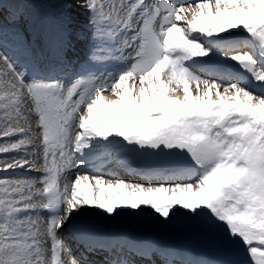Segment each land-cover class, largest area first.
Wrapping results in <instances>:
<instances>
[{
	"label": "snow or ice",
	"instance_id": "6c2138e0",
	"mask_svg": "<svg viewBox=\"0 0 264 264\" xmlns=\"http://www.w3.org/2000/svg\"><path fill=\"white\" fill-rule=\"evenodd\" d=\"M80 6L92 40L102 42L89 60H115L117 69L65 85L57 68L45 76L33 67L29 79L28 66L0 50V172L39 174L0 178V264H80L66 258L62 232L88 251L110 250L111 238L84 218L90 209L111 219L150 215L200 233L218 252L192 258L186 249L139 246L148 259L156 252L164 264H264V0ZM26 16L22 3L8 10L13 24ZM121 152L163 154L169 174L130 183L95 164ZM240 249L247 260L231 259ZM106 264L134 262L116 256Z\"/></svg>",
	"mask_w": 264,
	"mask_h": 264
},
{
	"label": "rangeland",
	"instance_id": "374dc122",
	"mask_svg": "<svg viewBox=\"0 0 264 264\" xmlns=\"http://www.w3.org/2000/svg\"><path fill=\"white\" fill-rule=\"evenodd\" d=\"M10 1L13 2V4H15V3H22L24 5L30 4L35 9H38V10H40V9L37 8V6H39V7L43 6L44 10H45L46 18L48 16H50V17H52V19L58 20L59 23L62 20L73 21V23H75L74 24L75 26L73 28L75 30H79V32L81 34V39H80L81 43L85 42V44L87 45L88 41L92 40V33L94 30V26L89 23L90 13L86 8L80 6L82 3H84V0H10ZM192 6H194V5H192ZM38 14H39V12H38ZM84 24L87 25V27ZM2 26L7 27V25L6 26L2 25ZM22 26H25V25H22ZM85 28H86V31L84 30ZM86 33H88V35H89L87 38H86ZM77 39L78 38H76V40ZM76 40H75V42H76ZM24 41L25 40L23 38L18 39L15 41L14 44L17 46L20 45L25 50H28V47ZM0 43L2 44L1 40H0ZM94 44H95V41L92 40V44H90L88 46V49H85V51H82V53L84 52V54H86L89 57L90 49L93 47ZM221 60H224V59L221 58ZM99 73H104V68H100ZM205 78H208V77H205ZM68 81L71 82L70 80H68ZM68 81L62 80L61 82L64 83L65 85H67ZM201 87L203 88V85H201ZM192 90L195 93V90H196L195 84L192 87ZM221 91H223V87H221ZM180 94L182 95V92ZM105 95H108V93L106 92ZM107 157L108 156H105L102 158L104 159ZM155 157L156 158H154V161L156 159H158L159 163H164V164L167 163V159L163 154H161L159 156H155ZM147 158H148V156H147ZM154 161H152V159H151L150 163L154 164L155 163ZM147 169H149L148 166H147ZM17 172H22L24 174H21V173L16 174ZM17 172L16 173H12V172L3 173V172H1L0 178L5 177V176H21V175L25 176V177H38V175H39L38 173L28 172V171H24V170L23 171L17 170ZM25 172H26V174H25ZM121 179H125L126 181H128L130 183H145V184L148 183V182H144V181H140V180L134 181V180H130L127 178H121ZM93 210L94 211L96 210V211L94 212ZM97 210L98 209L88 210V212L85 213L84 218L87 219V217L90 214L98 212ZM40 215L42 217H44L45 219H47L49 214L47 212H42ZM101 216L105 218L104 222H105V225H107V227L108 226L109 227L114 226L113 224H111V221L113 223V219L111 220L107 215H104V214H102ZM129 216L131 219H133V217H134L136 220H131L129 218ZM106 219H107V221H106ZM128 219H130V220H128ZM152 220H153L152 217L150 215H147V214H142V215H139L137 217L134 215L133 216L128 215V216L124 217L123 219L117 221L116 224L121 223V224H123V226L128 225L127 227H129V226L132 227L133 230H135V232H139V230H141L142 234H144V235H151V234L157 235V236H159V238L161 240L163 239V240L167 241L169 244H180L181 245L183 243H187L188 245H190L194 248H202V250H204L205 253L209 256L218 257V252H217L216 248H214L212 246V244L200 233L195 232V231L184 230V229H180V228H176V227L159 226L158 224H155V222ZM109 223H110V225H108ZM137 228H139V229H137ZM136 229H137V231H136ZM125 230L131 231V229H125ZM60 235H61L63 241L64 240L66 241V239H69L71 235H72L71 237H74L75 233H73V232H62V233H60ZM65 235H67L68 238L64 239ZM65 256L68 259L67 253H65ZM230 258L235 260V261H238V262H243V261L247 260V255L242 249H240V250H237L236 252H234Z\"/></svg>",
	"mask_w": 264,
	"mask_h": 264
},
{
	"label": "bare ground",
	"instance_id": "6f19581e",
	"mask_svg": "<svg viewBox=\"0 0 264 264\" xmlns=\"http://www.w3.org/2000/svg\"><path fill=\"white\" fill-rule=\"evenodd\" d=\"M149 1H151V0H146V2H149ZM194 4H196L195 2L192 4V5H194ZM189 5V4H188ZM79 15V14H78ZM0 26H2L1 24H0ZM53 27H54V25H52ZM63 28L65 27V25H63L62 26ZM2 28L5 30V35H11L12 37H15L16 39L19 37V38H21L22 37V34L20 33V31H18V32H15V33H10V29H8V28H6V27H4V26H2ZM5 35H0V36H4V37H6ZM8 37H6V39H7ZM9 39V38H8ZM7 39V40H8ZM16 39H10V41H12V40H16ZM9 41V40H8ZM0 50H4V51H6L5 50V48H4V46H2V44L0 43ZM7 52V51H6ZM8 54V53H7ZM30 67V66H29ZM228 70V69H227ZM194 86V84H192V86L191 87H193ZM127 154L128 153H126V152H121V153H117V159H118V161L119 162H122V163H124V162H126V160H127ZM105 157V156H104ZM149 157V156H148ZM154 162H156V160L154 161ZM95 164H96V162H95ZM150 164V163H149ZM166 164V163H165ZM154 165V164H153ZM155 166V165H154ZM130 169V168H129ZM149 169H150V167H149ZM145 170V169H144ZM24 171H27V170H24ZM137 172H139V171H141V170H136ZM145 172H147L148 173V171H145ZM152 172H154V171H152ZM1 173V172H0ZM149 173H151V172H149ZM156 173V172H155ZM22 174H24V173H22ZM25 174H26V172H25ZM83 174V173H82ZM151 174H154V173H151ZM154 175H157V174H154ZM74 176L75 175H73V176H70L69 175V177H72V178H74ZM94 211V210H93ZM96 211V210H95ZM94 211V212H95ZM98 212H96V214H99L100 213V211L102 212V210H97ZM88 212V211H87ZM128 215H130V214H124V215H121V216H119V217H117V218H115V219H113V224H116L117 223V221H119V220H121V219H123L124 217H126V216H128ZM131 216H133V215H131ZM144 216V215H143ZM94 217H97V215L96 216H94ZM137 217V216H136ZM142 217V216H141ZM146 217V216H145ZM129 218H130V216H129ZM143 218V217H142ZM111 219V218H110ZM126 219V218H125ZM131 219V218H130ZM130 219H128V220H130ZM112 220V219H111ZM131 220H136L134 217H133V219H131ZM106 221H107V219H106ZM153 221V220H152ZM123 222V221H122ZM130 222V221H129ZM111 223H112V221H111ZM121 224V223H120ZM156 224V223H155ZM118 225V224H117ZM89 226H90V229L93 231V232H95V233H99V229H98V225L95 223V222H92V220L89 222ZM134 226V225H133ZM160 226V225H159ZM158 226V227H159ZM118 227V226H117ZM116 227V228H117ZM137 229H139V228H137ZM137 229H136V231H137ZM120 229H116V230H114L113 232H118ZM145 230V229H144ZM146 232V231H145ZM122 234H124V235H130V236H133L132 235V231H126L125 229L124 230H122V232H121ZM64 235V234H63ZM62 235V236H63ZM65 236H67V235H65ZM72 236V235H71ZM70 236V237H71ZM142 238H139V237H136L135 235H134V241H136V240H141ZM67 240V239H66Z\"/></svg>",
	"mask_w": 264,
	"mask_h": 264
}]
</instances>
